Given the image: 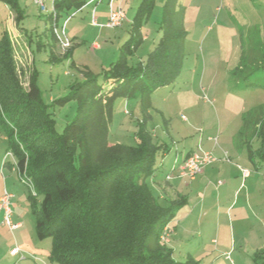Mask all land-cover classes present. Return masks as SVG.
I'll return each instance as SVG.
<instances>
[{
    "label": "rangeland",
    "instance_id": "rangeland-1",
    "mask_svg": "<svg viewBox=\"0 0 264 264\" xmlns=\"http://www.w3.org/2000/svg\"><path fill=\"white\" fill-rule=\"evenodd\" d=\"M142 1L124 2L122 7L129 20H133ZM20 2L26 16L18 27L15 15H11L14 10L0 0V37L7 31L15 67L25 87L36 71L41 97L53 113L56 131L61 133L78 114L77 101L66 98L71 91L70 85L83 79L78 69L71 65V60L74 59L78 66L97 65V70L102 64L111 65V62L103 63L107 57L92 47L99 31L93 24V7L108 8L109 0L94 4L87 0L82 8L60 16L55 32L69 40L72 54L56 59L51 57V0L44 11L33 0ZM164 3V0L154 3L150 18L142 28L150 41L143 44V40L138 53L129 56L131 64L154 49L155 40L151 36L156 38L161 34ZM179 4L184 10L187 34L183 62L172 82L153 94L154 107L151 109L153 125H158L165 133L162 140L154 142L159 141L168 150L164 159L159 155L157 164L163 162L159 172L170 171V175L175 173V176L179 172L174 167L176 161L182 160L187 149L196 148L208 135L217 140L220 138V142H231L227 137H234L232 131L240 127L243 135L237 139L244 138V142L258 151L261 146L259 125L264 121V0H179ZM117 28H106L104 33H113ZM26 33L32 35V48ZM105 34L98 39L101 45L108 39ZM129 38L130 35L123 39L120 46L114 42V37L108 39L105 45H109L110 53L117 52L113 62ZM69 47L64 50L57 43V53H66ZM122 112L117 111L109 140L112 144L137 145L139 127L135 121L124 125ZM245 150L247 152V146ZM8 151L7 135L0 127V195L5 189L13 195L12 221L21 222L20 228L10 230L3 224V212L0 211V264H58L49 258L52 239H40L36 231V209L42 197L33 196V188L23 181L16 169L15 157H7ZM148 183L159 201L166 203L160 199L152 176ZM197 191L195 188L188 193L190 202L185 207V214L191 215L194 211L189 222L179 223L183 216L180 212L169 227L175 261L181 264H261L264 257V196L256 197L254 210H248L242 208L241 200L235 205L233 198V204L228 207V195L219 198L214 188L206 193L202 191L200 196ZM175 225L178 231L174 235ZM15 246H19L21 252L12 255L11 249Z\"/></svg>",
    "mask_w": 264,
    "mask_h": 264
},
{
    "label": "trees",
    "instance_id": "trees-1",
    "mask_svg": "<svg viewBox=\"0 0 264 264\" xmlns=\"http://www.w3.org/2000/svg\"><path fill=\"white\" fill-rule=\"evenodd\" d=\"M2 1L14 10L20 27L26 16L20 0ZM86 2L53 1L49 13L53 59L72 54L71 46L66 53H57L61 38L55 26L60 16ZM155 2H141L131 23L130 38L110 67L96 73L71 60L83 79L70 85L66 98L77 101L78 114L61 133L41 97L36 71L25 87L7 31L0 37V127L6 132L8 153L15 157L23 181L33 188V196L42 197L36 209V231L40 239H52V262L181 264L161 235L186 199L161 203L148 183L159 155L167 149L155 143L145 129L139 130L137 145L109 140L117 99L149 96L180 72L187 34L179 0H165L161 34L146 60L129 62L144 40L142 28ZM26 35L32 48V35ZM259 127L261 146L258 151L248 146V151L250 159L256 157L264 163V121Z\"/></svg>",
    "mask_w": 264,
    "mask_h": 264
},
{
    "label": "crops",
    "instance_id": "crops-1",
    "mask_svg": "<svg viewBox=\"0 0 264 264\" xmlns=\"http://www.w3.org/2000/svg\"><path fill=\"white\" fill-rule=\"evenodd\" d=\"M50 0H47V3ZM53 1L51 0V3L53 5ZM126 0H114L113 4L115 7L121 5L123 6L124 2ZM165 1V0H164ZM88 4V3H87ZM94 4V3H91ZM91 4H88L87 6H92ZM108 5V8H96L95 13L92 11L93 15V24L95 26H98L99 31L96 35L95 42L93 43L92 47L95 50H101L103 55H105V60H102L103 63L108 64V62H111L110 64L113 63L114 57L116 56V50L110 53L109 50V45L108 44V39H112L113 37L116 39L117 45L120 46V44L124 40L128 38L130 35V28H131V23L132 19L129 20L128 16L125 13V19L123 21V24L117 28V30L113 33H104V29L108 28L105 24L108 21L109 13H110V5ZM94 8V7H93ZM123 8V7H122ZM125 12V11H124ZM15 15L14 12H11V15ZM96 15V16H95ZM15 17V16H13ZM94 20L97 21V24L94 23ZM115 29V28H113ZM123 31V32H122ZM10 32V31H9ZM144 32V29H143ZM105 34V39L108 38L105 42H102V45L100 44L101 42L98 39H101L102 35ZM114 35V36H113ZM160 36V35H159ZM158 37H152L155 42L153 43L152 47L156 45V42L158 40ZM144 37V43H148L150 41V36L145 35L143 33ZM151 43V42H150ZM140 48L135 52L138 53ZM31 50V49H30ZM151 49L149 53L152 51ZM109 51V52H108ZM119 51V50H118ZM145 53L143 56H139L138 62L145 61L148 54ZM110 56V57H108ZM74 60V59H73ZM107 60V61H106ZM134 63V64H136ZM78 66V65H77ZM80 66V65H79ZM83 66H88L90 67L93 71L95 72H101L104 68L108 67V65H101V69L97 65H83ZM110 66V65H109ZM97 68V69H96ZM168 86V85H166ZM163 86V87H166ZM161 87L157 88L155 91H153L149 96H143L141 94L137 95L134 98L126 99V98H119L115 102V112H114V118L111 126H113L115 122V117L117 114V111H123L122 112V119L124 122V125L126 124H132L136 123V126L139 127L140 129H145L148 131L149 134L152 135L153 141H157V139L162 140V137L164 136V132L160 130L158 125H153V114H152V108L154 107V98L153 94L158 93L160 91ZM202 92L205 91L204 87L200 89ZM133 112V113H132ZM163 112V111H161ZM135 113L137 117H135ZM138 116H141L143 118H138ZM129 117V118H128ZM150 118L151 121H147ZM133 119V120H132ZM144 121V124H142ZM152 124V127L150 128V125ZM110 127V132H111ZM234 137H227L231 142L229 141H224L222 140L220 142V138L218 140H215V138L211 135H208L207 139L205 140L204 138L198 142L196 148L192 149H187L186 153L184 154L182 160L176 161L174 164V167L177 169L179 168V165L186 159V157L193 151H197L198 153L202 154L205 151H211L213 155L217 158L216 161L207 164L206 166L203 167V170L200 174H198L194 179L189 180V178L182 177L179 175L175 176L172 174L171 178H167L166 176L168 174H171L170 171L167 173H160L159 170L162 169V164L163 162L161 161V165L157 164L155 173L152 176V181L154 183V186L157 188L160 199L169 201V200H174V199H182L185 197L186 203H184L177 212V215L183 213L181 216V219L178 220L179 223L183 222H189L190 218L192 217L194 211H192L191 215L185 214V207L186 205L189 204L190 202V197H189V192L195 190V188L198 189V196H200L201 192L203 191L206 193L211 188H214L216 190L217 196L221 198L223 195L227 196L228 202L230 201V204L228 202L226 203L228 207H230L231 204L235 203V205H238L240 200H241V205L242 208H247L250 210H254V205H255V199L256 197L261 198L264 196V163L259 162V160L249 158V151L245 150L246 146L248 149V145L246 142H244L243 139H237V136L243 135L241 128L232 131ZM161 136V137H159ZM159 143V141H158ZM162 144V143H159ZM166 148V147H165ZM168 151V150H167ZM166 151V152H167ZM165 153H161L160 156H165ZM248 154V156H247ZM225 155L229 156L230 160L227 161L224 159ZM158 169V171H157ZM174 170H172L173 172ZM191 190V191H189ZM189 191V192H188ZM232 198H233V203H232ZM206 200L204 198L203 202ZM176 220V219H175ZM174 222V220L170 221L168 224V228L171 226V224ZM21 224V222H17ZM174 235L176 234L177 227L176 225L174 226ZM20 228V227H19ZM169 234H171L170 228L168 229ZM172 240L169 238V246H172Z\"/></svg>",
    "mask_w": 264,
    "mask_h": 264
},
{
    "label": "built area",
    "instance_id": "built-area-1",
    "mask_svg": "<svg viewBox=\"0 0 264 264\" xmlns=\"http://www.w3.org/2000/svg\"><path fill=\"white\" fill-rule=\"evenodd\" d=\"M35 3L38 4L41 11L47 10V0H33ZM103 0H90L89 3L95 2H102ZM114 0H109L110 5V13L108 17V21L106 22V26L109 28H117L123 24L125 19V12L121 5L115 7L113 4ZM96 7H94L93 12L95 13ZM94 23L97 24V21L94 20ZM61 38V37H60ZM70 42L69 40H65V38H61V46L62 49H66L69 47ZM184 119L185 116H183ZM217 140V138H215ZM7 156H12V153L9 152ZM225 160L229 161V156L225 155ZM217 158L213 155L211 151H205L202 154L198 153L197 151H193L189 154L186 159L179 165L178 171L179 175L182 177L189 178L190 180L194 179L199 173L202 172L203 167L207 164H210L216 161ZM168 179L171 178V175L168 174L166 176ZM13 195L9 193L6 189L0 195V211L3 212V224L7 225L10 230L14 231L18 229L21 224L13 223L12 221V207H11V199ZM168 226L164 228V231L161 235L162 240L169 241V231ZM21 252L19 246H15L11 249L12 255H17Z\"/></svg>",
    "mask_w": 264,
    "mask_h": 264
}]
</instances>
